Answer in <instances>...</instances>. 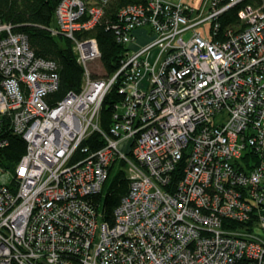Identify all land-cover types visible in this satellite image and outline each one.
I'll return each instance as SVG.
<instances>
[{
	"label": "built area",
	"instance_id": "1",
	"mask_svg": "<svg viewBox=\"0 0 264 264\" xmlns=\"http://www.w3.org/2000/svg\"><path fill=\"white\" fill-rule=\"evenodd\" d=\"M246 1L121 7L117 43L130 47L140 29L149 41L94 77L98 43L81 34L108 0H59L51 34L73 43L84 71L80 91L59 100L56 62L0 24V264H264V0L241 7L238 26L219 23ZM93 132L104 145L90 152ZM9 134L25 142L13 169L2 164ZM116 161L129 186L110 224L94 197Z\"/></svg>",
	"mask_w": 264,
	"mask_h": 264
},
{
	"label": "trees",
	"instance_id": "2",
	"mask_svg": "<svg viewBox=\"0 0 264 264\" xmlns=\"http://www.w3.org/2000/svg\"><path fill=\"white\" fill-rule=\"evenodd\" d=\"M58 2L59 0H0V24H9L13 32L25 34L29 47L36 57L56 62L60 84L54 98L59 100L69 92L80 91L84 71L77 60L73 43L67 38L51 34ZM144 2L145 0H108L100 22L91 30L81 34L83 38H94L97 41L100 51L99 63L104 77L114 75L120 68L121 59L131 50L130 47L117 43L111 27L117 22L119 9L128 4ZM248 2L249 0L236 4L221 15L220 31L240 24L238 12ZM120 85L119 78L103 100L99 114V126L103 131L110 128L115 105L123 98L118 91ZM103 145L100 134L93 132L83 141L81 147L94 152ZM24 152V140L20 136L9 134V143L1 152L3 166L13 169ZM81 157V152L78 150L75 158ZM124 166V162L116 161L109 167L108 177L102 190L94 197L103 220L110 224L114 221L113 210L128 191L129 182Z\"/></svg>",
	"mask_w": 264,
	"mask_h": 264
},
{
	"label": "rangeland",
	"instance_id": "3",
	"mask_svg": "<svg viewBox=\"0 0 264 264\" xmlns=\"http://www.w3.org/2000/svg\"><path fill=\"white\" fill-rule=\"evenodd\" d=\"M185 1L190 3L193 7H197L201 0H185ZM209 26H210L209 23H207L206 25L201 26L200 27L201 32L204 31V28L209 30ZM90 70L93 73V75H97V76H103L104 75L103 69H102L99 61L91 63Z\"/></svg>",
	"mask_w": 264,
	"mask_h": 264
},
{
	"label": "crops",
	"instance_id": "4",
	"mask_svg": "<svg viewBox=\"0 0 264 264\" xmlns=\"http://www.w3.org/2000/svg\"><path fill=\"white\" fill-rule=\"evenodd\" d=\"M173 1H175V0H173ZM185 2H187V1H185ZM148 41H149V36H148L147 30L146 29H140V30L137 31L136 42L133 45H131L130 48L131 49H136V48H138V46L144 45ZM259 235L264 240V230H260L259 231Z\"/></svg>",
	"mask_w": 264,
	"mask_h": 264
},
{
	"label": "bare ground",
	"instance_id": "5",
	"mask_svg": "<svg viewBox=\"0 0 264 264\" xmlns=\"http://www.w3.org/2000/svg\"><path fill=\"white\" fill-rule=\"evenodd\" d=\"M65 39V38H64Z\"/></svg>",
	"mask_w": 264,
	"mask_h": 264
}]
</instances>
